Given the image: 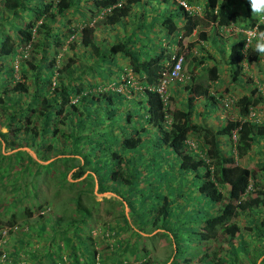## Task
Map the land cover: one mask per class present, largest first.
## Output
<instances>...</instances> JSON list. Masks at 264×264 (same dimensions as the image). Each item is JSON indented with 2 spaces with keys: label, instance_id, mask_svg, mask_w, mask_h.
I'll use <instances>...</instances> for the list:
<instances>
[{
  "label": "trees",
  "instance_id": "16d2710c",
  "mask_svg": "<svg viewBox=\"0 0 264 264\" xmlns=\"http://www.w3.org/2000/svg\"><path fill=\"white\" fill-rule=\"evenodd\" d=\"M149 1L0 0V112L1 116L5 117L4 122L2 120L5 131L0 132V147L4 144L6 148L12 150L25 144L33 150L39 160L53 158L46 164H40L23 150H16L10 154L0 152V184L5 185L4 192L8 194L11 190L21 189L17 175L19 173L23 175V171L29 169L40 174L43 181L46 179L53 181L51 175L42 174V169L46 168L52 174L55 165L63 164L65 170L61 174L60 181H55L58 189L54 192H58L61 188L71 192L68 196L71 204L69 214L58 213L55 209L59 206L54 202V211L58 214L53 215L52 218L48 217L49 219L39 220L36 231L38 236L28 235L26 231L28 227L21 230L22 233H18L16 244L20 247L14 246L15 248L11 250L14 256L13 259L8 260L11 264H25L28 256L34 258L28 261V264H64V261L70 264H97V262L124 264L125 254L128 253L135 256L139 251L143 259L145 258L144 248L140 246L137 251L136 245V240L143 237L142 233L149 235L145 238L152 239L150 236L155 233L150 235V232L157 229L156 234L163 236L168 228L174 229L175 233L171 236L175 235L177 239L183 232L195 234L196 245L200 244L204 247L196 254H182L179 248L174 246V255H171V259H169L170 255L166 257L167 264H193L192 259L201 251L202 256H198L194 264H235V261L241 257L248 260L247 264H255L261 256L257 264L264 262V246L256 253H250L245 245L249 243L248 236L246 240L241 234L240 226L234 221L239 214H249L254 221L252 226L245 224L248 228L246 234H251L250 238L254 241L264 235V174L260 175L262 171L264 172V163H259L260 165L254 168L250 165L241 166L235 160L238 152L247 153L264 139V122L245 118L249 109L256 107L264 110L260 106L264 101L263 87L255 85L246 96L234 98L230 108L234 107L236 115L226 119L221 127L212 129L208 125L194 122L192 117L197 97H202L207 106L217 105L218 99L210 92V86L220 76L216 66L218 63L209 65L205 62L206 59L214 61L209 54L198 57L191 54V62L187 67L190 72L192 73L198 66L199 68L206 66L205 69L196 77L189 72L186 76L189 83L173 81L178 88L168 87L172 82L166 83L165 98L162 99L154 90L159 84L161 73L171 70L177 56L181 55L183 58L187 55L177 51L166 65L161 50L149 55L148 45L144 44L145 36L154 23L165 29L167 34L175 31L178 45L183 37L189 36L193 31H197L198 38L204 41L206 34L200 27L208 24L216 28L227 27L236 16L235 8L240 5L244 6L243 14L250 19L239 24V27L245 30L251 29L255 27L257 21L251 14L250 5L247 0H201L202 4L200 0H185L189 6V9H185L178 0H157L163 5L169 2L172 11L164 10L165 13H160L162 18H155V15L149 22H145L146 16L140 13L141 10L138 13L136 11L137 14H129L136 4L142 9ZM78 2L84 7L87 17L77 19L80 23L77 26H70L67 23L68 18L76 13L77 9L73 7ZM199 4L203 9L200 15L191 7ZM173 17H181L180 26H176ZM129 20L132 21L130 27L127 26ZM56 23L64 25L63 27L57 25V28ZM6 26L11 35L5 32ZM117 27L123 30L121 34L120 30H115ZM259 27L260 30H264V24ZM96 31H100V37L97 39L94 37ZM240 32L238 34L241 38L235 39L227 48L225 64L231 67L228 73L232 82L241 75L243 60L249 63L259 60L252 46L248 47L245 57L242 52L245 40ZM140 42L142 44L137 45ZM66 46L74 48V53L62 60L58 51ZM88 54L94 56L92 63L120 56L125 60V64L115 78H112L113 75L104 76L102 74L108 71H101L98 83L92 82V78L86 79L87 83L84 84L75 83L74 77L78 75L81 65L84 64L80 56L84 55L85 61ZM14 60H16L15 67L12 63ZM127 72H130L131 79L137 86L128 84L130 79L127 78L118 80L120 73ZM93 75L98 74L93 73ZM111 83L127 86L126 92L132 93L130 99L126 97V92L99 89L100 86H108ZM180 87L185 92L184 108L169 110L168 101L171 99L168 96L169 92L170 90L176 92ZM94 88L97 90L92 91ZM116 95L122 100H133L138 105V110L143 109L142 120L139 121L141 124L137 128L122 129L119 125L116 126L120 129L121 136L112 133L114 110L110 106ZM137 115L138 113H131L126 109L122 122L128 126L131 121H135L133 117ZM143 125L155 129L156 143H151L150 146L146 144L144 140L146 137H142L140 133L145 131ZM106 127L109 130H106ZM223 134L227 136L230 146L226 153L221 151L218 139ZM232 134L235 136L234 142L231 139ZM57 138L62 143H68L71 148L66 149L71 150L64 152L65 149L62 150L61 146L58 147L60 151L58 148L55 149L48 140H57ZM189 141L194 146H191ZM114 145L119 146V151L112 149ZM87 146L89 148L85 151ZM168 150L177 159L179 171L194 172V177L199 178L197 192L210 203L219 204L215 213H193L188 209L189 205L186 202L179 209L178 217L181 214L179 221L176 220L175 213L171 217V202L167 195L151 189L152 178L157 169L156 160L160 161L163 158L161 152ZM76 156H82L78 166L75 161ZM100 158H104L103 166L98 162ZM91 164L93 166H90ZM104 166L105 180L97 181V192L106 191L103 182L107 181L111 188L108 192L113 193V196L95 200L94 196L88 193L94 186L89 176L90 173L99 175ZM72 167L76 168L74 174L76 178L81 177L85 172L87 174L76 182H70L66 177ZM199 168L200 174L196 172ZM12 177H14L13 183H11ZM86 180H88L86 186L90 185L91 188L85 193L79 186ZM74 189L78 190L75 194ZM164 189L169 191L168 188ZM146 202L148 203L147 218L140 219L141 228L137 231L139 230L141 234L135 233L136 230H133L124 218L123 207L129 214ZM100 203L108 208L118 207L114 212H119L121 220V224L106 225L107 234L113 236L114 241L104 245L108 249L104 254L95 252L96 241L91 238L90 233L91 222L94 219L93 212L99 213L94 211V206ZM5 206L0 208V212L6 211ZM43 206L44 204L36 206V209L40 210L38 214L40 218H42ZM104 211L106 212V209ZM22 214L29 217L32 210L29 206H23ZM3 223L7 227H13L15 214L10 213ZM80 227L86 228V231L78 233ZM146 228L147 231H144ZM254 229L256 232H252ZM129 230L130 237L125 234ZM10 232L11 230L8 229V234ZM134 233L138 234L135 236H139L135 240H133ZM218 233L223 238L214 242ZM35 236L37 240L33 241ZM237 236L239 238L235 241ZM192 238L191 236L190 239ZM37 241H39L37 245L41 244V246L36 252L20 249L22 245H32ZM52 241H55V244H52ZM211 242L216 243V246L209 249ZM223 245L227 249H224ZM222 251L225 253L222 254ZM22 252L28 255L22 258L19 256ZM136 264L156 263L144 259Z\"/></svg>",
  "mask_w": 264,
  "mask_h": 264
},
{
  "label": "rangeland",
  "instance_id": "374dc122",
  "mask_svg": "<svg viewBox=\"0 0 264 264\" xmlns=\"http://www.w3.org/2000/svg\"><path fill=\"white\" fill-rule=\"evenodd\" d=\"M248 4V0L246 1ZM200 3L202 4V1L200 0ZM167 4V5H166ZM163 5L162 2H158L157 0H150L147 6H143L142 9L139 7V4H136L135 6L132 7V10L129 14H137L140 10V13L145 14V22H149L153 16L156 15L155 18H162L161 17V12H164V10L170 9L171 5L166 3ZM185 6L189 8V6L186 4L184 0ZM170 5V6H169ZM191 7L196 10L197 8H202L201 5L197 6H192ZM76 8L77 11L74 13L71 17L68 18V24L70 26H77L78 23L77 19H83L87 17V13L84 11V7H82L81 3H76L74 4V7ZM72 8V10H73ZM236 10V16L233 18V21L230 22V24L227 27L224 28H216L215 26H212L211 24L208 25H203L200 27L201 30H203L206 34V39L204 41H201L198 36H197V31H193L189 36L183 37L180 41V45L176 44V38H175V31L172 34H167L165 29L160 28V26L157 23H154L153 26L151 27V30L149 29V33L145 36L144 43L145 45H148V54L153 55L157 51L159 52L160 50L163 53V58L165 59V64H169V61L172 59L173 54H175L177 51L183 52V54L187 55L186 57L182 58V72L183 74V81L182 84L188 82V79L186 76H188L190 70L187 68L189 67L190 64V57L191 54H194L196 57L199 55H211L214 58V61L211 59H206L205 62H207L209 65L212 63H218L216 64L217 69L220 71V76L216 80V82L210 86V92L218 99L217 105L216 106H207L206 101L202 97H197L196 102L194 104V115L192 117V120L196 123H202L204 125L210 126L212 129H217L221 127L224 124V121L228 118H232L236 115V111L234 107L228 109V108H223L222 105V100L227 97V96H233L234 98L238 99L239 97L246 96L249 91L255 86L258 85L260 88L263 87L264 89V59L256 60L255 62H247V60H243L241 63L242 64V71L241 75L238 77V79L234 82L230 81V76H229V65L225 64L226 62V55H227V48L231 42H233L237 38H241V36L238 34L240 30H245V29H240L239 24L245 22L246 20H249L250 18H247L243 13L244 11V6L240 5L235 8ZM137 11V13H136ZM172 11V9H170ZM139 13V14H140ZM200 15V14H199ZM24 16H30V14H24ZM130 18V16H128ZM254 18V17H253ZM173 22L176 24V26H180L182 23V19L173 17L172 18ZM59 25L60 27H63L62 24L56 23V27L58 28ZM132 25V21H128L127 26L130 27ZM130 29V28H129ZM115 30L119 31L120 34L123 32V30L119 27H117ZM246 30H249V28H246ZM128 31V30H127ZM5 32L11 35L9 29H7V26L5 27ZM100 31H96L94 33L95 39L100 37ZM241 33V32H240ZM255 42L253 41V44ZM142 42L138 43L137 45H141ZM59 58L62 60H65L67 57H69L72 53H74V48L72 47H65L62 48L61 50L58 51ZM190 52V54H189ZM89 56L87 59L84 61L85 56L81 55L80 60L82 58V64L81 69L78 72V75L74 77L73 82L75 83H87L86 79L92 78V82H100V75L101 71H108L106 74H102L104 76L110 77L113 75L112 78H115L122 66L125 64V60L122 59L120 56H117L113 59H106L103 61H97L93 62L94 56L88 54ZM90 62V63H88ZM14 67L16 66V60L12 61ZM81 64V62L79 63ZM207 64V65H208ZM165 65V66H166ZM206 66L203 67H196L192 71V76L196 77L201 74L202 70L205 69ZM231 68V67H230ZM110 71V72H109ZM81 73V74H79ZM98 74L97 76L93 75ZM118 80L123 77V73L119 74ZM249 78V79H247ZM115 82V81H114ZM135 83V82H133ZM189 83V82H188ZM101 85L103 83H100ZM137 86V84H134ZM113 86V85H111ZM111 86H108L109 89H107V86H100V90H112ZM172 86L174 88H178V86H175V83L172 82L171 85L168 84V87ZM226 89V90H224ZM97 90V88L92 89ZM123 92L128 91L127 86L122 90ZM126 97L130 99V96H132V93L126 92ZM171 99L168 101V107L170 108L169 110L173 108H184L183 103L185 100V92L183 91L182 87L177 89L176 92H169ZM234 106V105H233ZM264 108V101L260 104ZM114 110V119L112 122V127H113V135L115 136H121V131L119 128L116 126L119 125L120 128H137L139 124H141L142 120V112L143 109L138 110V105L135 104L133 100H122L121 97H118V95L114 96V99L111 103L110 106ZM109 109V107H108ZM127 110H129L131 113H138L136 117H133L135 121H131L130 124L127 126L126 123L122 122V116L123 113ZM103 111V110H102ZM100 116L102 114L100 113ZM73 118V117H72ZM2 120L4 122L5 117L3 118L1 116L0 112V132H4L5 128L3 127L4 123H2ZM114 123V124H113ZM145 126V131L140 132L142 137H146V144L149 146L151 143H156V137H155V129L151 128L147 125ZM106 130H109V128L106 127ZM108 132V131H107ZM93 140H94V136ZM96 138V137H95ZM219 143L221 144V151L222 152H227L229 151V144L227 142V136L226 135H220L219 136ZM101 140V138L99 139ZM52 146L56 149L58 147H62V150L65 149L64 152H68L71 149H66L71 148L68 143H62L58 138L56 139H51L48 140ZM23 144L24 142L21 141ZM92 143V141H91ZM70 144V141H69ZM68 145V146H67ZM89 147L87 146L85 148L88 149ZM159 147H157L158 149ZM112 149L118 150L119 151V146L114 145ZM16 150H23L26 151L33 160H36L40 164H46L49 161H51L53 158L48 159V160H39L38 157L35 155L33 150L26 146L25 144L16 148V149H8L4 144L0 147V152L3 154H10L12 152H15ZM58 151L59 148H58ZM234 153V152H233ZM81 155V153H79ZM122 154V153H121ZM123 155V154H122ZM161 155H163L160 161H157V169L154 172V176L152 178L153 183L151 184V189L155 190L156 192H160L161 194H166L168 200L171 202V217L176 215V220L179 221V217L181 218V214L178 217V212L179 209L185 204L186 202L188 203V209L191 210L193 213L198 212V213H206V214H213L217 210V206H219L218 203H210L208 200H206L200 193L197 192L196 186L198 184L199 178L194 177V172H181L178 170V161L175 158L174 154L170 152L169 150L166 152H161ZM66 156V155H65ZM82 157V156H81ZM80 156H76L77 160L76 164L77 166L81 163L82 159ZM93 159L92 157H90ZM86 160V157H85ZM235 160H237V163L241 166L245 165H250L252 167H258L260 164L259 163H264V139L259 141L258 144L253 146L247 153H242L238 152V155L235 157ZM103 161L104 158H100L98 160L99 164L103 166ZM3 164L5 166V161H3ZM30 166V164L28 165ZM90 166H93L92 164ZM16 167V165H15ZM162 167V169H161ZM4 169L3 167H1ZM104 169L100 172L99 175L90 173V176L93 180L94 186L91 188L90 185H87L88 180L84 182V184L81 183L79 188L82 191L90 189L91 192H88L89 194H92L94 196L95 200H101V198H108L109 196H113V193L108 192L111 190L110 188V183L105 181L103 182V185L107 188L106 191L104 192H97V181H103L105 180V174H103L104 170L106 167H103ZM71 169V168H70ZM43 173L46 175H51V177L54 179H46L43 181V177H40V174H37L33 172L31 169L28 171H23V175L20 173L17 175V179H20L19 182L21 184V189L17 190H11L10 194L4 192V186L0 184V208H3L5 206L6 211L0 212V220H5L9 217L10 213L15 214V224L13 227H7L3 221L2 224H0V263L1 264H11L8 262L9 259H13L14 256L11 254V250L15 246L16 248H19V244H16L17 238H18V233H22L21 230H24L26 227L28 235H36L38 236V233H36L38 227H39V220H42L43 218H48L51 217L55 214L58 213H63V212H68L66 214H69V209L71 208V204L68 200V196L70 195L71 192L67 191L65 188H61L58 190V192H54L56 189H58V186L55 185V181H60L61 174L65 170L63 168V164H58L55 165L52 168V174L50 173L51 171L47 170L46 168H43ZM76 171L75 167H72V169L67 173V180L70 182H76L83 178L87 172H85L81 177L76 178L74 176ZM196 172L200 174L201 169H197ZM15 174V173H14ZM259 174V173H258ZM264 174L262 171L260 175ZM13 175V174H12ZM16 175V174H15ZM13 175V176H15ZM258 177V176H257ZM11 179V183H13V179ZM260 178V177H259ZM8 180V179H7ZM151 180V181H152ZM6 182V181H5ZM171 184V186H169ZM19 186V185H18ZM86 186V188H85ZM160 186L162 189L168 188L169 191L164 189V191H161L162 189H159ZM20 187V186H19ZM120 191V189H118ZM19 191V192H18ZM78 190L74 189V194L77 193ZM121 192V191H120ZM83 194V193H82ZM123 196L125 194L122 193ZM89 196V195H88ZM114 198V197H112ZM149 199V198H148ZM83 200L87 201L86 198H83ZM56 203L57 206H59L57 209L58 213L54 211L53 203ZM38 204H44L42 211H41V216L40 218L38 216L39 211L36 209V206ZM23 206H29L30 209L32 210V214L27 217L22 214ZM148 203L146 202L145 205L139 206L136 209H133L130 211L128 214V211L126 208L123 207V213L125 214V219L127 223L130 225V227L133 230H136L135 233H140L139 230L137 231L138 228H141L140 225V219L145 220L148 215ZM48 208V209H46ZM94 211L99 212L96 214L93 212V221L91 222V238H93L94 241H96V244H94V250L97 253H107V247L104 245L106 243L110 244L114 241V237L107 234L108 231L106 230V225H111L112 223H115L116 225L121 224L120 220V215L119 212L115 211L118 209V207H111L108 208V206L103 205L100 203L98 206H94ZM61 209V212L59 210ZM106 209V212L104 211ZM191 212V213H192ZM107 213V214H106ZM261 217L263 215L260 214ZM114 217V218H113ZM49 219V218H48ZM46 219V220H48ZM173 220V218H172ZM234 221L240 226L241 228V234L242 236L247 240L248 236V241L249 243H245L247 249L250 251V253H256L257 251L261 250L264 246V235L260 237L259 240L254 241L252 240L251 234L248 235L246 234L248 231V228L246 227L245 224L252 226L254 219L250 216L249 214H239ZM102 224H104L102 226ZM2 225V226H1ZM105 226V227H104ZM146 227V226H145ZM80 231L78 233H84L86 231V228L80 227ZM8 229L11 230L10 234H8ZM19 230V231H18ZM17 231V233H16ZM144 231H147V228L144 229ZM129 231H126L125 234L129 235ZM158 232L157 229L153 230L149 234L152 235L150 236L152 239L145 238V236H149L147 234L142 233L143 237H140L137 239L139 236H135L138 234L133 235V240H136V245H137V251L139 250L140 246L144 248V253L146 255L144 259H148L151 262H155L156 264H167L166 262V257L170 255H174L173 249L174 246L176 248H179V250L184 253H198L200 248L204 247V245H196V239H195V234H186V232L182 233V236L180 235L179 239L171 236V234H174L175 231L173 228H168L167 232L163 234V236H158L156 233ZM177 232V231H176ZM252 232H256V229H254ZM178 233V232H177ZM141 234V233H140ZM239 235V234H238ZM33 238L34 240H37V237ZM193 237L190 239V237ZM190 240H187V239ZM223 238L221 234L218 233L217 240L214 242L220 241ZM235 241L239 238V236L235 237ZM127 240V239H126ZM39 241L36 243H32V245H22L20 249H26L29 252L33 253L38 250V247L41 246L37 245ZM211 242L210 243V248H213V246H216V243ZM16 244V245H15ZM52 244H55V241H52ZM144 245V246H143ZM36 246V247H35ZM196 246V247H195ZM14 247V248H15ZM90 247V246H89ZM224 249H227L225 245L222 246ZM209 251V250H208ZM140 253V254H139ZM222 254L225 253L224 251L221 252ZM4 254V255H3ZM203 252L199 253L195 258L192 259V263L194 264L197 262V257L202 256ZM28 254L22 252L19 254L20 257L24 258ZM6 258V259H5ZM28 260L25 262V264H28V261H32V257L28 256ZM262 258V256L257 260V262ZM5 259V260H3ZM142 253L138 251V254L135 256L125 254V259L123 261L124 264H136V262H141L144 260ZM17 260V259H16ZM257 262L255 264H257ZM248 260L244 257H241V259L235 261V264H247ZM64 264H70L68 261H64ZM98 264V262H97ZM261 264H264V262H261Z\"/></svg>",
  "mask_w": 264,
  "mask_h": 264
},
{
  "label": "built area",
  "instance_id": "2783aa9c",
  "mask_svg": "<svg viewBox=\"0 0 264 264\" xmlns=\"http://www.w3.org/2000/svg\"><path fill=\"white\" fill-rule=\"evenodd\" d=\"M178 2H179V4L181 5V6H184L185 7V9H189L187 6H185V4H184V1L183 0H178ZM251 29H254V27L253 28H251ZM241 32H242V34H243V30H240ZM245 43H246V41H245ZM174 57V55L172 56V58ZM182 56L181 55H179V56H177V58L175 59V62H174V64H173V66H172V68H171V70L169 71V72H167V73H161V78H160V80H159V84L157 85V87L154 89L156 92H158L159 94H160V96L162 97V99H164L165 98V96H164V91H165V89H166V83H168V82H173V81H175V80H177V81H183L184 79H183V74H182V72H180L181 71V65H182ZM124 76L123 77H121V79L120 80H124L125 78H127V79H130V81H129V83L128 84H130V85H133L134 83H133V80L131 79V74H130V72H127L126 74H123ZM111 85H113V86H111ZM108 86H111V89L113 90H116V91H118V92H121V93H123V89L125 88L124 87V85H122V84H119V85H114L113 83H111L110 85H108ZM107 86V89H109V87ZM233 100H234V97L233 96H227V97H225L223 100H222V105H223V108L225 109V108H228V109H230V106L233 104ZM245 118H247V119H250V120H254V121H256V122H264V110H259V109H257L256 107H254V108H252V109H249V112H248V114H247V116L245 117ZM231 139H232V141L234 142L235 141V136H234V134H232V136H231ZM191 146H194L193 144H192V142H188Z\"/></svg>",
  "mask_w": 264,
  "mask_h": 264
},
{
  "label": "clouds",
  "instance_id": "9594fccd",
  "mask_svg": "<svg viewBox=\"0 0 264 264\" xmlns=\"http://www.w3.org/2000/svg\"><path fill=\"white\" fill-rule=\"evenodd\" d=\"M248 2L250 5L251 14L257 23L254 29L243 30V39L246 41V43L244 44L242 52L246 57L248 53V47L252 46L253 51L260 57V59H264V30H260L259 27L261 24H264V0H248ZM202 11V8H197L196 14H201ZM253 41H255L254 44Z\"/></svg>",
  "mask_w": 264,
  "mask_h": 264
}]
</instances>
